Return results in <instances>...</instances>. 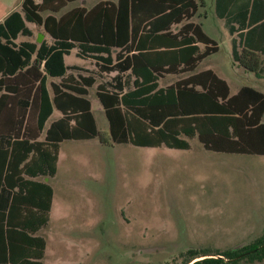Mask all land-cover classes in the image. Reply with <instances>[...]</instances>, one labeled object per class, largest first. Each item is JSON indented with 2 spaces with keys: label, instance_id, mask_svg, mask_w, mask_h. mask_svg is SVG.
<instances>
[{
  "label": "trees",
  "instance_id": "1",
  "mask_svg": "<svg viewBox=\"0 0 264 264\" xmlns=\"http://www.w3.org/2000/svg\"><path fill=\"white\" fill-rule=\"evenodd\" d=\"M67 1L22 0L20 8L0 21V123L8 111L6 105H12L17 94L26 95L19 103L12 132L0 137V237L7 247V259L0 264H43L46 242L36 232L48 223L52 188L34 178L54 176L61 141L98 135L90 102L83 97L94 78L66 76L64 55L76 46L80 56L95 61L96 74L109 77L97 84L96 96L113 143L188 149L184 137L197 136L207 150L264 155L262 94L252 87L244 86L230 96L224 80L203 70L177 81L173 91L153 92L155 80L163 73L195 70L217 50L201 24L194 21L170 33L169 25L179 21L181 12L187 17L194 14L195 0H179V6L174 0H119L116 8L107 6L104 17L91 23L83 11L76 18L53 13ZM46 10L51 12L45 15ZM259 19L242 30L232 46L233 59L257 75L258 52H264V16ZM27 21L43 26L53 37L52 43H16L20 34H33ZM140 32L137 45L143 46L150 37L147 48H135ZM197 43L204 44L201 52ZM47 76L61 78L52 85L51 100L44 90ZM34 80L42 87L39 100L37 88L33 91ZM37 105V135L31 137ZM53 107L61 116L50 122L44 139L38 140ZM180 256L184 264H264V236L222 251L190 247Z\"/></svg>",
  "mask_w": 264,
  "mask_h": 264
},
{
  "label": "rangeland",
  "instance_id": "2",
  "mask_svg": "<svg viewBox=\"0 0 264 264\" xmlns=\"http://www.w3.org/2000/svg\"><path fill=\"white\" fill-rule=\"evenodd\" d=\"M19 1L0 0V12ZM213 36L219 50L200 66L220 70L232 93L255 86V75L232 61L229 36ZM91 91L98 135L61 143L53 205L38 232L43 264H184L187 248L222 251L264 235L263 155L208 151L197 136L188 149L115 144Z\"/></svg>",
  "mask_w": 264,
  "mask_h": 264
},
{
  "label": "crops",
  "instance_id": "3",
  "mask_svg": "<svg viewBox=\"0 0 264 264\" xmlns=\"http://www.w3.org/2000/svg\"><path fill=\"white\" fill-rule=\"evenodd\" d=\"M174 1L178 2L177 3L178 6L181 4V1H179V0H177V1L174 0ZM195 1L197 4V7L195 9L194 14L191 17H187L184 15V12H181V14L177 16L179 21L178 20L172 21L171 24L169 25L170 26L169 28L171 30L170 33L176 34L179 32V30L181 29L182 25L185 22H187L189 20L194 21L196 23L201 24L203 30L210 36L209 38L212 39L215 42V44L217 45V50L214 53H211L208 56L204 57L197 64L195 70L188 71V72H182V73H163L159 78H157L155 80V82H154L155 88H154L153 92L158 91V90H161V92H164V93L167 90L173 91V89H174L173 86L177 81H179L183 78H187L188 76L192 75L193 73H196L199 71L211 70L218 78L225 81V83L229 89V95L230 96L234 95L242 87L249 86V85H242L236 90V92L232 93L228 80L226 78L220 76V73H219V72H221L220 70L214 69V68H202L200 65L206 58H208L209 56L218 52L219 45L216 42V40L213 38L214 37L213 34H218L219 31H221V32H223L229 36L228 40H229L231 59H232V61L238 63L237 61H235L233 59V56H232L233 40L235 39L236 41H238L239 34L242 30L246 31L248 27H250L251 25H254L256 22H258V20H260L259 18H262L264 16V0H195ZM21 2H22V0H20L18 3L14 4L13 6L7 8L6 10H2L0 12V21H2L12 10L20 8ZM118 2H119V0H68L67 3L62 7V9H60L59 11L53 12V13L55 15H57L58 17L64 13H67L69 15V17L76 18L77 13L79 11H83V17L86 18L88 23H91V22H93V20H99L100 18L104 17L103 13H104L105 8L107 6H113L114 8H116L118 6ZM45 12H46V14H45ZM45 12H44V14L47 15L51 11L46 10ZM29 22L30 21H27V24L30 26ZM32 23H34V22H32ZM34 24H36V23H34ZM36 25H38V24H36ZM39 26H41V25H39ZM165 26H167V25L165 24ZM158 27H159V25H158ZM158 27H156V28H158ZM30 28H32L33 34L32 35H26V36H32V37L36 38L35 39L36 41L33 40V42L41 43L44 40L47 44L52 43L53 37L47 31L44 30L43 26H42L43 30H39V31H36L34 26H30ZM140 34H141V32L138 33L137 38L135 40V48L136 49L137 48H147L148 47L147 42H148L150 37L148 39H146V41L143 43L144 44L143 46H140V45H137V44H140V40H139ZM189 34H191V32ZM20 35H23V34H20ZM20 35H19V37H20ZM19 37L16 39V43H19L22 41H31V40H18ZM136 45H137V47H136ZM197 46H198V50L200 52L204 49V44H202V43H197ZM237 50L240 51L241 48L237 47ZM258 55L259 56L264 55V52L263 53L258 52ZM72 56H74V57H72ZM67 57L71 58V59L69 58L70 61L67 60ZM78 59L83 60L84 63H79ZM64 61H65V65L68 67L67 72H66V76L71 75L68 77L69 79L79 80L81 77H87V76H92L94 78V80H95L94 83L91 86L87 87L88 93L85 96H83L87 100H89V98H88L89 92H91V94H92V91H91L92 88H93V92H94L93 95L96 96L97 84L102 83L103 81L109 79L108 76L102 77V76L96 74L95 61L91 57L80 56L78 54V47L77 46L72 48L68 54L64 55ZM86 63L92 65L93 68L87 67ZM182 65L183 64H181L180 66H182ZM261 67H262V65L260 63V68ZM40 69H42L41 64H40ZM246 71H248V70H246ZM250 72H252V71H250ZM252 73L256 77L255 86H249V87H252L253 89H255L256 91H258L259 93L262 94V100H263L262 103L263 104H262V112L260 113V122L264 123V121L262 120L263 115H264V71H262V72L259 71L258 75L254 72H252ZM60 81H61L60 77L47 76V78L45 80L44 90H45V92H47L50 100L54 96L52 85L58 84ZM38 84H39V80H34L33 91L35 90V88H37V91H36V93L38 92L37 93V95H38L37 100H39V98L41 97V89H42V87L41 86L39 87ZM25 99H26L25 93H19V94H17V96L15 98V102L12 105L11 104L6 105V109H8V111L4 114V121L2 120V122L0 123V137L2 135H6V134H9L12 132L13 122H15V120L18 116V112H19V110H18L19 103H22V101ZM89 102H90V100H89ZM101 108H102V106H101ZM55 110H57L59 112V116L56 118H51V116L53 115ZM90 110L92 112L91 102H90ZM102 110H103V108H102ZM38 111H39V106L37 105V108L35 109V111L32 114L33 118H32L31 124H34V125L33 126L31 125V131H33V133L29 134V135H31V137H34L37 135V129L35 127V120H36V116L38 114ZM103 113H104V110H103ZM92 114H93V112H92ZM104 115H105V113H104ZM60 116H61V112L57 108L53 107L52 113H51L50 117L48 118V120L46 121L44 130H42V132H40V134L37 138L38 140L44 139L45 129L49 126L51 121L59 118ZM107 125H108V121H107ZM184 138L187 140V137H184ZM64 141H67V140H63L59 143L58 159H59V153H60V146H61V143ZM72 141H84V140H72ZM208 151H212V150H208ZM213 152L227 153V152H221V151H213ZM253 155H260V154H253ZM57 171H58V161H57L56 172H55L54 176H52V177H46L45 176V177L34 178L36 180H42L43 182H46L51 186V188H52L51 208H52L53 201H54V187L52 185L51 180H53L55 178V176L57 175ZM51 208H50V211H51ZM50 211H49V216H50ZM48 220H49V217H48ZM38 232H36V234H38ZM260 236H264V235L258 234L256 236V238L260 237ZM45 248H46V245H45ZM44 252H45V250H44ZM5 259H7V247L4 245V240L0 237V263H2L3 260H5Z\"/></svg>",
  "mask_w": 264,
  "mask_h": 264
}]
</instances>
